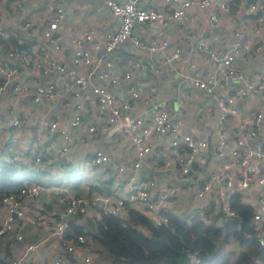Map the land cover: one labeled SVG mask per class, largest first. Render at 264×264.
Listing matches in <instances>:
<instances>
[{"label":"built area","instance_id":"obj_1","mask_svg":"<svg viewBox=\"0 0 264 264\" xmlns=\"http://www.w3.org/2000/svg\"><path fill=\"white\" fill-rule=\"evenodd\" d=\"M110 12L116 16L117 24L113 31L105 33L103 49L111 50L122 41L129 39L138 47L156 52L155 62H143L131 60L130 66L138 70H154L160 72V76L166 77V73L174 72L170 66V60L177 56L178 46H173L168 55L162 54L161 50L168 45L165 37H152L148 40L139 38L134 33V27L144 22L160 26L172 19L185 20L192 25V16L188 14V7L195 6L198 9L210 7L207 12V20L216 22L223 14L229 11L228 0H160V5H144L141 0H100ZM17 7L24 6V0H14ZM244 10L253 14L261 25H264V0L240 1L233 7L234 12ZM63 9L57 5L50 18L47 27L43 30L42 37L50 36V29L56 26L59 18L63 15ZM5 17L4 0H0V19ZM24 25H28L24 21ZM5 29L0 28V44L6 38ZM186 36L194 40L198 49H202L204 58L209 61L211 67L200 74L190 75L182 73L180 79L184 82V88L176 95V105L182 106L185 98L189 96L186 85L200 88L204 93L213 95V99L207 102L206 109H217L216 124L214 126L215 140L210 142L203 135H194L184 124L180 122L182 117H172L165 108L151 109L147 114L132 116L129 111L132 101L139 95L140 86L131 85L129 97H118L115 93L101 84L91 85L96 95V113L104 116L100 122L102 129L108 134L118 132L130 138L133 157L131 168L118 180L113 177V184L106 187L105 191L90 188L88 193H71L66 188L62 190L59 185L37 181H25L17 191H0V236L9 241L8 264H66L71 258H76L75 253L80 252L78 261L81 264H91V252L86 245V239L81 233L76 234L74 239L65 237L68 221L77 218L82 223V218L88 212L99 213L108 211L120 218L126 217V204L144 213L154 223L166 221L164 211L171 210L179 217L188 218L194 212L202 215L220 211L216 216L219 223L224 218H232L235 211L230 207L229 196L235 192L238 198L253 206L251 224L255 229L256 239L264 245V138L257 139L255 136L263 127V115L260 111H252L249 115L241 118L235 104L236 98L246 97L251 91H256L264 97V68L256 75H247L245 71L234 63L236 57L245 55L253 57L258 52V45H248L241 38L240 29L233 31L232 38L223 49L213 48L208 41L192 31ZM85 40L91 41L93 46L98 41L93 39L91 28H86L77 36H71L68 41L72 44L71 60L89 63V51L83 48ZM6 54L13 60L21 57L17 45L7 47ZM101 56V55H100ZM100 56L96 57L97 59ZM109 65L110 61L106 60ZM192 65V63H190ZM54 66L63 70L58 82L46 81L34 83L30 86L25 76L19 77L17 83L12 86V92L17 94L31 88L32 99L38 100L40 96L52 98L55 94L56 85L71 87L74 112L65 122L59 123L56 119L47 121L45 131L50 138L37 148L38 136L32 138L27 145L24 155L7 150L2 151L0 156L17 162L25 163L34 169H46L56 175V171L65 169L68 163V150L75 128L80 123L87 109L82 107L77 100L78 89L84 85L86 79L83 75H74L70 78V70H64L63 65L54 59H49L44 69ZM14 66L12 62L0 60V89L3 84L13 77ZM158 74V73H157ZM100 77H107L110 82H117L120 76L102 72ZM122 77L130 76V71L125 70ZM241 82L232 89L217 94L216 91L229 86L232 83ZM148 106L154 104L150 96L143 98ZM150 102V103H149ZM175 113L176 110H175ZM9 122L7 124L17 127L20 119L10 107L7 109ZM231 119L237 122L236 134L229 135L228 127ZM246 124V127L245 125ZM6 125L1 119L0 126ZM93 125L87 126L91 131ZM245 127V129L243 128ZM166 135L170 156L151 159L149 167L155 173L156 169L172 168L176 179L186 180L192 178L194 168L206 167L211 162V167L205 169L202 178L194 187L192 197L203 198L207 201L195 209L188 206L187 209L176 210L170 205V198L180 191V185L169 182L157 184L153 177L138 174L142 160L151 151V141L154 137ZM156 158V159H155ZM214 159L218 166L214 169ZM110 157L107 152L94 149L89 158L83 161L94 169L97 165H108ZM118 170L122 166L117 167ZM153 168V169H152ZM155 170V171H154ZM215 191V194H212ZM46 192L54 193L55 202L59 205L58 210L46 212L42 205V199ZM28 201V202H27ZM208 209V210H206ZM22 221L34 223L39 227V235L35 240H23V232L16 227ZM56 237L58 245L49 255L41 252V247L48 239ZM190 260L193 258L189 254Z\"/></svg>","mask_w":264,"mask_h":264},{"label":"crops","instance_id":"obj_2","mask_svg":"<svg viewBox=\"0 0 264 264\" xmlns=\"http://www.w3.org/2000/svg\"><path fill=\"white\" fill-rule=\"evenodd\" d=\"M240 1L244 2L245 0L238 2ZM141 2L148 6L161 3L160 0H141ZM228 2L229 11L214 23L209 22L206 16L210 7L198 9L195 6H190L188 14L190 13L193 18L192 25L185 20L172 19L160 26L144 22L140 26L134 27V33L144 40L152 37L167 38L168 45L161 50L164 55H168L173 46L179 47L177 56L170 60V66L174 68V72L166 73V77H162L159 75L160 72L138 70L130 66L131 60L135 59L143 62H155V51L138 47L129 39L122 41L109 51L103 49L104 34L113 31L117 24V18L100 0H24L22 7H17L14 0H4L5 17L0 19V28L6 30L7 36L0 44V60L7 61L6 49L14 45L19 47L21 57L13 59L12 64L15 68L13 77L11 76L0 89V116L6 122V125L0 126V153L6 150L7 146L8 151L24 155L28 143L36 135L38 136L37 148L40 147L50 138V135L45 131L48 120L56 119L61 124L72 116L74 106L71 87L56 85L52 98L42 95L38 100L32 99L31 88L17 94L12 92V86L18 82L21 76L26 77L30 86L46 81L57 83L63 70L54 66L44 69L46 62L49 59H54L64 66V70L71 71L70 78L74 75H83L86 79L85 84L78 89L77 100L82 107L87 109V113L82 115L80 123L72 135L68 150L69 166L57 170L56 175L48 171V173L40 174V177L51 179L47 186L59 185L62 190L66 188L71 193H84L85 191L88 193L90 188L105 191L106 187H110L114 183L113 177L123 180L126 172L131 168L133 157L130 138L118 132L110 135L99 127L104 116L102 115L101 118L96 113V95L92 91L91 85H104L120 98L129 97L131 85H139L141 88L139 95L133 99L129 111L132 116L147 114L150 111L148 103L143 101L146 95L150 96V100H155V105L162 102V105L159 104L156 108H165L164 106L169 105L170 102L167 101L169 94L177 87L179 88L181 83L184 84L180 79L182 73L198 75L211 67L209 61L204 58L203 50L198 49L194 40L186 36L188 31L198 34L213 48L220 50L227 46L233 31L240 29L243 41L250 46L258 45L259 48L253 57L240 55L236 57L234 63L240 66L247 75H256L264 68V25L258 23L253 14L244 10L234 12L233 7L238 3L237 1L231 4L230 0ZM57 5L63 9V15L58 19L56 26L50 29L49 38L45 39L42 37L43 30L47 27V20ZM24 21L29 24L24 25ZM86 28L92 29L93 39L98 41V45L95 47L91 41L85 40L82 46L89 51L91 61L74 64L71 60L72 44L68 38L79 35ZM125 43L129 44L128 48H125ZM98 56L100 58L97 59ZM106 60L110 61L109 65L106 64ZM125 70L130 71V76L127 78L121 76ZM102 72L118 75L120 79L117 82H110L107 77L99 76ZM173 75H176L178 79ZM241 82L232 83L216 92L222 94L236 85L241 86ZM185 89H188L189 96L185 98L182 105L184 116L180 122L194 135H203L210 142L214 141L216 139L214 126L217 109H206L207 102L213 99V95L204 93L200 88L192 85H186ZM235 104L241 118L258 110L262 113L264 120V97L260 93L251 91L246 97L236 98ZM10 107L20 119L17 127L7 124L9 122L7 109ZM90 124L94 126L91 131L87 130V126ZM229 125V135L236 134V129H240L237 127L235 119H231ZM244 125L246 127V124ZM245 127L243 128L245 129ZM255 138H264V121L262 129ZM119 141H121L120 148L117 151H112L117 148ZM151 144V151L142 160L138 174L149 175L157 184L161 185L169 182L179 184L180 191L176 193V196L170 198V205L176 210L187 209L188 206L194 208L204 204L208 199L207 196L193 198L190 205L189 199L192 197L194 187L198 184V179L202 178L205 169L211 167V162L206 167L194 168L193 177L186 180L176 179L172 168L156 169L157 171L153 173L149 167L150 160L154 157H169L170 152L166 135H156ZM94 149L107 152L110 157L109 164L106 166L97 165L90 172L92 179L88 184L70 183V175L75 167L84 160L86 162ZM218 164L217 159H214V169ZM119 165L122 166L121 170L117 168ZM212 194H215V191H212ZM43 197L45 198L42 199V205L46 212L59 209V205L54 199V193L46 192ZM90 214L97 213L88 212L86 215ZM16 229L23 232L25 241L35 240L40 234L39 227L28 221H22ZM57 245L58 239L51 237L41 247V252L44 256L49 255L57 248ZM75 255H77L74 258L76 262L80 252L77 251Z\"/></svg>","mask_w":264,"mask_h":264},{"label":"trees","instance_id":"obj_3","mask_svg":"<svg viewBox=\"0 0 264 264\" xmlns=\"http://www.w3.org/2000/svg\"><path fill=\"white\" fill-rule=\"evenodd\" d=\"M234 1L239 0H230V4ZM43 173L48 171L0 156V191H17L25 181L51 182L40 177ZM229 201L235 216L219 223L216 216L220 211H204L202 215L194 212L184 218L171 210L163 212L165 222L154 223L126 204L124 218L108 211L84 215L82 223L71 218L65 237L74 239L81 233L85 239L105 247L113 264H156L163 256H174V249L192 255L186 264H264V245L258 243L250 221L253 206L242 202L237 192L229 196ZM9 247L8 239L0 236V264H8ZM74 260L71 258L66 264L76 263Z\"/></svg>","mask_w":264,"mask_h":264},{"label":"rangeland","instance_id":"obj_4","mask_svg":"<svg viewBox=\"0 0 264 264\" xmlns=\"http://www.w3.org/2000/svg\"><path fill=\"white\" fill-rule=\"evenodd\" d=\"M125 48H128L129 44L125 43ZM121 146V141H119L117 148H114L112 151H117L118 148ZM94 170V166H91L85 162H82L79 166H76L75 169L72 172V175H70V183L73 182H80V183H86L88 184L91 181L92 175L90 172ZM86 192V191H85ZM84 192V193H85ZM77 193H83V192H77ZM86 245L89 248L90 252L92 253V262L95 261V264H113L112 256L109 253V251L98 244H95L90 239L86 238ZM98 248V250H96ZM78 260L76 261L77 264ZM122 264V263H121Z\"/></svg>","mask_w":264,"mask_h":264},{"label":"water","instance_id":"obj_5","mask_svg":"<svg viewBox=\"0 0 264 264\" xmlns=\"http://www.w3.org/2000/svg\"><path fill=\"white\" fill-rule=\"evenodd\" d=\"M7 61L12 62L13 60H11L9 57L7 59ZM174 78L178 77L176 75H173ZM184 88V84L181 83V85L179 86V88L177 87L174 91H172L168 98L167 101L169 102V105L164 106L166 110H168V112L170 113V116L172 117H182L184 116V107L183 106H177L176 105V95L179 92L180 89ZM159 104L162 105V102L158 103V104H153L150 105V110L153 109L154 107L158 106ZM175 110L177 113H175ZM160 238H162V236H160ZM175 255L174 256H163L162 259L157 262L156 264H170V263H176V264H186L189 260L190 257L189 255L181 249H174Z\"/></svg>","mask_w":264,"mask_h":264}]
</instances>
